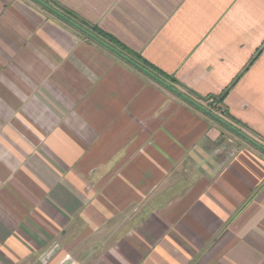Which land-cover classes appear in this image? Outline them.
Masks as SVG:
<instances>
[{
	"label": "crops",
	"instance_id": "obj_1",
	"mask_svg": "<svg viewBox=\"0 0 264 264\" xmlns=\"http://www.w3.org/2000/svg\"><path fill=\"white\" fill-rule=\"evenodd\" d=\"M46 1L264 149V0ZM263 149L37 1L0 0V264H264Z\"/></svg>",
	"mask_w": 264,
	"mask_h": 264
},
{
	"label": "trees",
	"instance_id": "obj_2",
	"mask_svg": "<svg viewBox=\"0 0 264 264\" xmlns=\"http://www.w3.org/2000/svg\"><path fill=\"white\" fill-rule=\"evenodd\" d=\"M42 3V7L54 12L56 16H59L62 20L73 26L78 31L82 32L83 34L87 35L90 39L96 41L101 46L105 47L109 51L113 52L114 54L118 55L120 58L125 60L127 63L131 64L137 69L143 70L144 72L154 76L158 81L165 82L168 85H170L173 89L178 91L182 98L189 99L194 103L196 106L202 108L197 102L193 101V99L190 97V94H192L190 91H180L177 89L174 84L175 81L163 73L159 72L157 69H155L153 66H151L149 63H147L142 57L136 53H132L129 51L126 47L121 45L116 39H114L112 36L104 33L100 29H98L95 26L89 25L85 23L84 21L80 20L70 12L66 11L65 9L56 6L54 8L52 5L53 3H49L46 0H40ZM227 91H225L220 97L210 99L209 97L204 98L203 100L210 101L211 104H216L215 102L221 101ZM213 100V101H212ZM216 116L220 117L221 120H224L223 117L219 114H215ZM239 131L238 129H236ZM240 132V131H239ZM241 133V132H240ZM243 134V133H242ZM245 135V134H244ZM246 136V135H245ZM256 144V143H255Z\"/></svg>",
	"mask_w": 264,
	"mask_h": 264
},
{
	"label": "water",
	"instance_id": "obj_3",
	"mask_svg": "<svg viewBox=\"0 0 264 264\" xmlns=\"http://www.w3.org/2000/svg\"><path fill=\"white\" fill-rule=\"evenodd\" d=\"M37 1L40 5H42V3L40 2V0H35ZM54 13V12H53ZM140 70V69H139ZM142 72H144L143 70H140ZM146 73V72H144ZM148 76H150L152 79L156 80L157 82L163 84L165 87H167L168 89H170L173 93H175L176 95L180 96V93L178 91H176L175 89H173L170 85H168L165 82H160L158 81L154 76L146 73ZM185 99V98H184ZM188 102H190L191 104L195 105L194 103H192L191 100L189 99H185ZM196 106V105H195ZM198 107V106H197ZM200 108V107H199ZM207 115L211 116L213 119H215L216 121H218L219 123H221L222 125H224L225 127H227L229 130L233 131L235 134H237L238 136H240L242 139H244L246 142L260 148L263 149L258 143H256L253 139L249 138L248 136H245L244 134L240 133L239 131H237L235 128L231 127L230 125H228L227 123L223 122L219 117L215 116L214 114H212L210 111L201 108ZM256 143V144H255ZM264 150V149H263Z\"/></svg>",
	"mask_w": 264,
	"mask_h": 264
},
{
	"label": "built area",
	"instance_id": "obj_4",
	"mask_svg": "<svg viewBox=\"0 0 264 264\" xmlns=\"http://www.w3.org/2000/svg\"><path fill=\"white\" fill-rule=\"evenodd\" d=\"M224 150L225 154L227 157H232L235 154V151L237 150V148L233 145H231L230 147H222L221 149L219 148L218 151ZM66 258L68 257V255L65 256ZM71 264H79L75 261H71Z\"/></svg>",
	"mask_w": 264,
	"mask_h": 264
},
{
	"label": "rangeland",
	"instance_id": "obj_5",
	"mask_svg": "<svg viewBox=\"0 0 264 264\" xmlns=\"http://www.w3.org/2000/svg\"><path fill=\"white\" fill-rule=\"evenodd\" d=\"M225 135H226V138H227V139H226V141H225L226 144H225L224 146L229 147L230 145H232V146L234 145V146H235V145L237 144V141H238V140L235 139L234 136H231V135L228 134V133H226ZM229 138H230V139H229ZM218 147L221 149V148L223 147V145H219ZM225 148H226V147H225ZM222 151L224 152V150H221V152H222ZM75 262H77V261H75Z\"/></svg>",
	"mask_w": 264,
	"mask_h": 264
}]
</instances>
